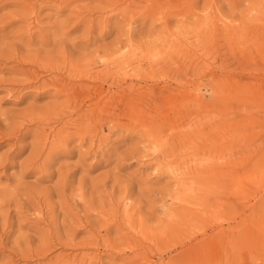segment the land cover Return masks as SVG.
<instances>
[{
	"label": "rangeland",
	"instance_id": "374dc122",
	"mask_svg": "<svg viewBox=\"0 0 264 264\" xmlns=\"http://www.w3.org/2000/svg\"><path fill=\"white\" fill-rule=\"evenodd\" d=\"M0 264H264V0H0Z\"/></svg>",
	"mask_w": 264,
	"mask_h": 264
}]
</instances>
